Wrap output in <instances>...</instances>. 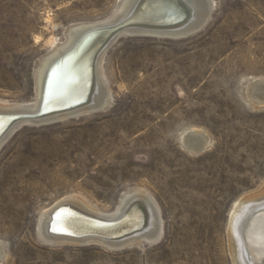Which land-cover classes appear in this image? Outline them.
Masks as SVG:
<instances>
[{"label":"rangeland","instance_id":"obj_1","mask_svg":"<svg viewBox=\"0 0 264 264\" xmlns=\"http://www.w3.org/2000/svg\"><path fill=\"white\" fill-rule=\"evenodd\" d=\"M212 1L214 15L189 37L110 43L106 112L10 133L0 146V264H233L230 212L264 186V107L246 95L264 79V0ZM121 3L0 0V104L32 103L51 41L64 44L72 27L105 22ZM194 131L210 137L199 154L183 144ZM133 190L158 203L160 243L111 251L41 241V215L64 199L82 197L110 214Z\"/></svg>","mask_w":264,"mask_h":264},{"label":"bare ground","instance_id":"obj_2","mask_svg":"<svg viewBox=\"0 0 264 264\" xmlns=\"http://www.w3.org/2000/svg\"><path fill=\"white\" fill-rule=\"evenodd\" d=\"M214 7L212 0H122L119 9L105 22L72 27L66 33L64 44L60 45L54 40L51 41V51L40 60L35 75L36 96L34 101L22 106L9 105V107L0 104V115H34L40 110L45 95V111L50 113L64 111L35 121L15 123L0 140V146L13 130L24 123L41 124L57 119L72 118V116L77 117L83 113L106 112L111 106L113 88L107 84L108 79L102 70V62L110 43L125 35L154 37L159 40H180L189 37L206 27L212 17ZM138 8L136 22L148 23L153 27L139 26L131 22L117 32L102 48L106 39L103 35L95 36L96 39L91 38L83 43L86 36L96 31L123 24L132 17ZM180 23L184 24L175 26ZM164 25H170V27ZM92 83H94V88ZM122 84H120V89H124ZM144 84L146 83L144 82ZM91 87L93 90L90 100L86 103L87 105H82L81 102L88 96ZM246 95L248 102L254 108H263L264 79H254L248 85ZM147 97L145 96L144 99ZM65 109L70 110L65 111ZM6 127L7 121L0 117V135ZM183 144L193 154H199L207 150L211 142L210 137L203 132L194 131L188 134ZM101 212L82 197L66 198L41 215L38 235L44 244L82 246L94 244L111 251H120L132 247L134 244L141 247L155 245L164 238L165 228L161 209L147 191L137 190L125 194L113 213ZM230 213L227 233L232 263L264 264V186L239 199ZM53 221H56L59 226H53ZM147 224L148 227H146ZM58 228L70 236L57 234L59 233L56 230ZM135 230L138 232L134 233ZM131 232L134 234L119 238L123 234ZM4 257L5 253L0 244V262Z\"/></svg>","mask_w":264,"mask_h":264},{"label":"water","instance_id":"obj_3","mask_svg":"<svg viewBox=\"0 0 264 264\" xmlns=\"http://www.w3.org/2000/svg\"><path fill=\"white\" fill-rule=\"evenodd\" d=\"M139 8H140V6H139ZM139 8L136 10V12L132 15V17L131 18H129V20H127L126 22H124L123 24H120V25H118L117 27H114V28H107L106 30H101V31H96L95 33H93V34H90V35H88V36H86V38L83 40V43L84 42H86L88 39H91V38H97L98 36L100 37V36H105L104 38H106L105 39V41L103 42V45L101 46V48L103 47V46H105L107 43H108V41L117 33V32H119L120 30H122L123 28H125L126 26H128L129 24H131V22H133L132 24H138L139 26H146V27H153V26H151V25H149L148 23H143V22H139V21H137L136 22V20H135V18H136V15H137V13H138V11H139ZM186 22V21H185ZM182 24H184V23H180V24H175V26H180V25H182ZM165 27H170V25H164ZM172 26H174V25H172ZM95 36H97V37H95ZM103 38V39H104ZM81 104L82 105H84V101L83 102H81ZM45 105H46V103H45V95L43 96V101H42V105H41V108H40V110L36 113V114H34V115H25V116H22V115H19V117H16L15 119H13V118H8L9 120H11V121H9L10 123L12 122V121H15V122H20V121H35V120H39V119H41V118H45L46 116H50V115H54V114H57V113H60V112H62V111H64V110H62V111H58L57 113H50V112H48V111H45V109H44V107H45ZM82 105H80V106H82ZM87 105V104H86ZM79 106V107H80ZM79 107H77V108H79ZM77 108H75V109H77ZM67 110H70V109H65V111H67ZM54 225H56V226H59L58 225V223L56 222V221H53V226ZM52 226V227H53ZM109 226V225H108ZM56 230H58L57 232H59V233H57V234H65V235H67V236H70V234H68V233H66V232H63L62 231V229L61 228H58V229H56ZM135 232H138V230H135L134 231V233ZM134 233H127V234H123L122 235V237H119V238H124V237H127V236H130V235H132V234H134ZM55 234V233H54ZM93 235V234H92ZM71 236H73V235H71ZM75 237V236H74Z\"/></svg>","mask_w":264,"mask_h":264}]
</instances>
